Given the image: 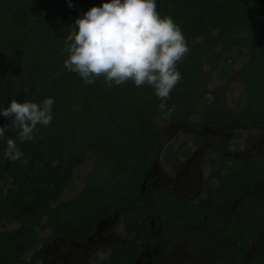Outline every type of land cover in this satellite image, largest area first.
<instances>
[{"label":"trees","instance_id":"obj_1","mask_svg":"<svg viewBox=\"0 0 264 264\" xmlns=\"http://www.w3.org/2000/svg\"><path fill=\"white\" fill-rule=\"evenodd\" d=\"M106 2L0 0V108L12 90L24 91L23 103L54 100L50 125H38L33 140L21 142L18 130L5 131L0 140V221L20 223L0 231V264H27L24 255L38 244L36 227L43 218L41 226L54 234L81 238L118 212L131 235L143 223L146 208L156 231L191 241L203 235L220 250L221 264H240L264 220V153L237 159L228 154L231 145L217 147L226 168L218 181L219 194L237 205L227 214L184 201L163 187L147 191L146 183L150 159L164 142L154 120L166 112L172 117V104L202 93L204 63L214 68L222 62L223 89L238 80L244 93L237 110L222 100L214 102L202 117L204 123L233 131L235 139L250 125H264V0H155L161 17L170 16L180 27L189 49L177 64L182 79L164 110L150 86L137 88L128 81L109 88L103 78L88 85L64 67L65 40L75 20ZM239 56L245 61L231 71ZM9 138L27 163L4 157ZM195 145H203L201 137H195ZM175 153L167 145L164 164ZM88 156L93 180L60 201L73 169ZM143 234V242L152 239L150 223ZM133 256L130 249L114 248L107 264H131ZM253 264H264V251Z\"/></svg>","mask_w":264,"mask_h":264},{"label":"rangeland","instance_id":"obj_2","mask_svg":"<svg viewBox=\"0 0 264 264\" xmlns=\"http://www.w3.org/2000/svg\"><path fill=\"white\" fill-rule=\"evenodd\" d=\"M244 61L245 57H237L231 71L239 68ZM221 66L222 62L214 68H210L207 63H204L203 75L206 77V82L202 93L194 98L184 97L180 104H172L171 110L174 112L172 117L166 112L155 118V124L161 132L164 142L159 151L150 159L152 174L146 184L147 189L159 185L168 187L183 196L188 202H200L209 205L217 200L215 204L224 211L229 202L222 200L219 191H217L216 180L224 173V170L221 169L224 164H221L217 147L223 149L231 145V155L237 159H241L252 152L264 153V125H250L240 130L239 138L235 139L233 131L214 128L204 123L202 117L214 102L222 100L227 108L237 110L244 96L238 80H232L226 89H223L224 81L219 76ZM21 83L22 81H19V84ZM10 84L13 85L12 80H10ZM11 92V97H14L16 92L14 90ZM196 136L203 140V145L199 149L195 146ZM169 144L173 145L176 153L167 165L163 162V156L165 148ZM185 150H190L188 156L183 154ZM93 178V161L92 157L88 156L83 164L73 169L70 180L61 191L59 200H68L74 197ZM44 221L43 218L36 227L39 234L37 246L25 254L29 264H56L60 261L61 252L58 247L62 242L51 229L42 227ZM19 225V221H0V231H10ZM143 225L145 227L148 222L144 220ZM258 232L251 242V249L244 264H249L250 259L252 261L255 255L264 251V223ZM99 236L101 239L97 243L98 245H93L94 250L90 246L91 260L95 255L99 258L98 261L104 260L109 246H126L130 249H137L141 243L143 232L139 228L134 230L131 235L127 234L122 218L118 212H115L102 223ZM158 240H161L159 251L161 250L162 258H156L153 264H169L171 260L175 264H214L204 255L202 258L196 256L199 250L205 248L202 244L203 238L198 239L193 245H190L186 240L171 237L159 238ZM175 244H178V248L174 249ZM86 245L87 243L82 244L81 247ZM97 248L98 251H96ZM195 257H198L199 260L194 261Z\"/></svg>","mask_w":264,"mask_h":264},{"label":"clouds","instance_id":"obj_3","mask_svg":"<svg viewBox=\"0 0 264 264\" xmlns=\"http://www.w3.org/2000/svg\"><path fill=\"white\" fill-rule=\"evenodd\" d=\"M65 45L64 67L85 84L103 78L109 88L128 81L137 88L150 86L161 101V110L182 79L177 64L189 51L180 27L170 16L161 17L155 0H109L91 7L75 20ZM53 103L51 98L40 104L12 99L0 108V115L14 117L11 128L18 130L19 140L31 141L38 125H50ZM8 127L0 126V140ZM3 155L10 161L28 162L11 138Z\"/></svg>","mask_w":264,"mask_h":264},{"label":"flooded vegetation","instance_id":"obj_4","mask_svg":"<svg viewBox=\"0 0 264 264\" xmlns=\"http://www.w3.org/2000/svg\"><path fill=\"white\" fill-rule=\"evenodd\" d=\"M214 128H217V127H214ZM200 147H202V146H200ZM200 147L196 146L197 149H199ZM189 152H190V150H189ZM228 154H230V156L233 157L231 155V152H228ZM220 160L222 162L221 164L223 165L224 163H223L222 158H220ZM171 161L172 160H170L167 163V165ZM223 167H221V169L224 170V173L217 178V180H216L217 185H218L219 179L225 174V171H226L225 165H223ZM151 174L152 173H151V169H150V173L148 175V181H149V178L151 177L150 176ZM0 184H2V182ZM147 187L148 186L146 184V189H147ZM154 187L166 188V189L170 190L171 192H173L174 194H176L177 196H179L182 200L187 201V200L184 199L183 196H181L180 194L176 193L175 191L171 190L168 187H164L162 185L154 186ZM154 187H152V188H154ZM150 189H147V191H149ZM217 191H219V190H217ZM220 198L222 200H224V201L229 202V205L224 209V211H222V209H220V207L217 204H215L216 200L214 201V203L212 202V204H209V205H204V204H202L200 202H190V203H200L206 208L213 207L218 212L224 213V214H227L226 212H232V211L236 210V207H237L236 202H234L232 199L225 198V197H223L221 195H220ZM144 205L147 207L146 203H144ZM149 211H150V208H148V209L146 208V215L144 216L143 221L146 220L148 223H150V226H151V229H152V239L149 242H143V239H144V234H143L141 243H140V245L138 246L137 249H130V248L126 247V246H116V247H111V246L108 247L107 246L108 247L107 248L108 252L104 256L105 259L104 260H100V261H98L99 258L96 255L92 257V259L94 261L90 259V246L92 247V250H94V248H93L94 246L93 245L94 244L98 245L97 243L101 239L100 236H99V231H100V228L102 227V223L103 222L92 233H89V234H87V235H85V236H83L81 238H76L74 236L56 234L55 233L54 235H56L60 239V241L62 242L61 245L58 247L60 252H61L60 261L56 262V264H107V259L109 257L110 251L112 249H114V248H119V247L130 249L134 253L133 260L131 261V264H153L155 262L156 258L157 259L162 258V256L160 255L161 250L159 251V244H160L161 240H158V239L159 238H164V237H169V236L164 234V232H162L160 229L157 230V231L154 229V227H156L155 226V218L153 217V215L150 216L151 213L149 215ZM262 223H264V220L262 222H260L259 228H258L257 232L255 233L254 238L256 237L257 233H259L258 231H259L260 226L262 225ZM143 227H144L143 223H140V225L135 229V231L140 228L142 230V232H143ZM200 238H203L202 244L208 250L205 249V248H202L201 250H199V253L196 254V256H200V258H202L203 255H204V257L209 259L210 262H213L214 264H221V252H220V250H217L213 245L208 244L207 241H206L205 236L199 235V237L196 240H193V241H191L190 239L184 238V237H181L180 239L181 240H186L188 243H190V245L191 244L193 245ZM253 239L250 240L249 248H248L247 251L244 252V255L241 258V263L240 264H244L245 260H247V255H248V253H249V251L251 249V242H252ZM83 241H84V243H83ZM86 243H87L86 246L81 247L82 244H86ZM175 248H178V244L174 245V249ZM33 249H31V250H33ZM96 251H98V248H97ZM257 255H255L253 257L252 261L250 259V263L249 264H253V260L255 259V257ZM186 256H188V255H186ZM24 257H25V255H24ZM197 260H199V258L195 257L194 261H197ZM178 262H180V261L178 260ZM27 264H29V263L27 262ZM161 264H168V263H161ZM169 264H175V263H173L172 260H171ZM191 264H193V263H191ZM200 264H204V263H200Z\"/></svg>","mask_w":264,"mask_h":264},{"label":"water","instance_id":"obj_5","mask_svg":"<svg viewBox=\"0 0 264 264\" xmlns=\"http://www.w3.org/2000/svg\"><path fill=\"white\" fill-rule=\"evenodd\" d=\"M25 98V93L23 90H19L15 93L14 97H11V95L9 94V96L7 97L6 101L4 102V104L2 105V107H7L8 103L12 100L15 99L17 102L19 103H23ZM1 107V108H2ZM14 119V117H3L2 115H0V126H4V125H8V129L6 131L10 132L12 130L11 128V123L12 120Z\"/></svg>","mask_w":264,"mask_h":264}]
</instances>
